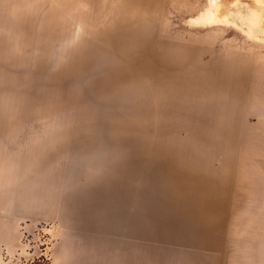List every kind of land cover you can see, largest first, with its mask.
Returning <instances> with one entry per match:
<instances>
[{"label":"rangeland","instance_id":"374dc122","mask_svg":"<svg viewBox=\"0 0 264 264\" xmlns=\"http://www.w3.org/2000/svg\"><path fill=\"white\" fill-rule=\"evenodd\" d=\"M153 5L0 0V264H227L264 0Z\"/></svg>","mask_w":264,"mask_h":264},{"label":"crops","instance_id":"0c3cea01","mask_svg":"<svg viewBox=\"0 0 264 264\" xmlns=\"http://www.w3.org/2000/svg\"><path fill=\"white\" fill-rule=\"evenodd\" d=\"M247 69L237 78V189L227 211V264H264V63Z\"/></svg>","mask_w":264,"mask_h":264},{"label":"bare ground","instance_id":"6f19581e","mask_svg":"<svg viewBox=\"0 0 264 264\" xmlns=\"http://www.w3.org/2000/svg\"><path fill=\"white\" fill-rule=\"evenodd\" d=\"M141 1V3H145V2H147V4H154L153 6H154V9H155V7H156V3H157V0H140ZM179 57V56H178ZM180 58H182V57H180ZM185 59H186V57H185ZM173 61H176V58H173L172 59ZM183 60V59H182ZM178 61H181V59L179 60L178 59ZM178 61H176V62H178ZM186 61V60H185ZM182 62V61H181ZM181 62H179V63H181ZM183 69V68H182ZM178 70V69H177ZM177 73L178 74H176L175 73V77L176 78H185L186 76H187V74H186V71H185V69H184V71L183 70H181V72H179V71H177ZM196 77V76H195ZM195 77L193 76V75H191L190 76V78H193V81L195 80ZM197 78V77H196ZM168 82H171V84L174 86V87H177L179 84H180V81H179V79H171V80H169ZM181 85V84H180Z\"/></svg>","mask_w":264,"mask_h":264}]
</instances>
